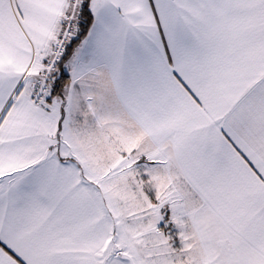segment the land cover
<instances>
[{
    "label": "snow or ice",
    "instance_id": "snow-or-ice-1",
    "mask_svg": "<svg viewBox=\"0 0 264 264\" xmlns=\"http://www.w3.org/2000/svg\"><path fill=\"white\" fill-rule=\"evenodd\" d=\"M0 264H264V0H0Z\"/></svg>",
    "mask_w": 264,
    "mask_h": 264
}]
</instances>
